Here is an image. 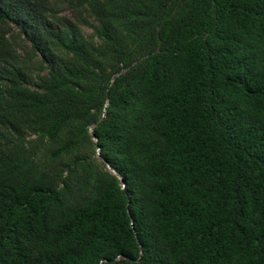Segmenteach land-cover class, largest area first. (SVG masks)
Here are the masks:
<instances>
[{
	"label": "trees",
	"instance_id": "trees-1",
	"mask_svg": "<svg viewBox=\"0 0 264 264\" xmlns=\"http://www.w3.org/2000/svg\"><path fill=\"white\" fill-rule=\"evenodd\" d=\"M0 264H264V0H0Z\"/></svg>",
	"mask_w": 264,
	"mask_h": 264
},
{
	"label": "rangeland",
	"instance_id": "rangeland-1",
	"mask_svg": "<svg viewBox=\"0 0 264 264\" xmlns=\"http://www.w3.org/2000/svg\"><path fill=\"white\" fill-rule=\"evenodd\" d=\"M59 5H60V9H61V13L62 14H70V10L68 9V8H66V6H65V4L64 3H62V2H59ZM87 32L89 31V29L88 30H86Z\"/></svg>",
	"mask_w": 264,
	"mask_h": 264
},
{
	"label": "snow or ice",
	"instance_id": "snow-or-ice-1",
	"mask_svg": "<svg viewBox=\"0 0 264 264\" xmlns=\"http://www.w3.org/2000/svg\"><path fill=\"white\" fill-rule=\"evenodd\" d=\"M114 167H115V165H113ZM117 171H118V169H117Z\"/></svg>",
	"mask_w": 264,
	"mask_h": 264
}]
</instances>
